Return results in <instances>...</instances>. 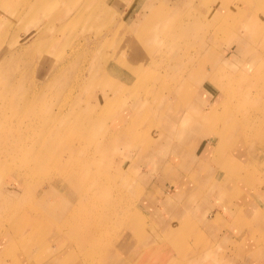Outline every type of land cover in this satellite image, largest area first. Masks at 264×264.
Masks as SVG:
<instances>
[{"label": "rangeland", "instance_id": "rangeland-1", "mask_svg": "<svg viewBox=\"0 0 264 264\" xmlns=\"http://www.w3.org/2000/svg\"><path fill=\"white\" fill-rule=\"evenodd\" d=\"M162 1L0 0V158L26 154L17 165L0 162V264H68L72 255L79 264H126V253L133 264H162L168 242L152 248L148 236L168 222L184 225L188 264H211L210 254L224 258L231 248L223 264H264V22L246 27L247 0H196L175 15L156 10V19L171 17L169 29H124L151 15L138 8ZM207 10H225L220 30L210 29ZM178 139L190 152L219 150L204 160L200 185L190 176L188 195L173 194L165 209L166 196L154 206L145 194L168 185L158 173L175 163ZM30 154L48 155L51 166L32 172ZM222 170L232 175L231 194L210 200ZM57 188L64 192L55 198ZM222 209L207 228L203 218ZM131 216L139 226L124 232ZM35 225L42 238L31 234ZM227 233L228 245L218 243ZM171 253L168 264L180 254Z\"/></svg>", "mask_w": 264, "mask_h": 264}, {"label": "crops", "instance_id": "crops-1", "mask_svg": "<svg viewBox=\"0 0 264 264\" xmlns=\"http://www.w3.org/2000/svg\"><path fill=\"white\" fill-rule=\"evenodd\" d=\"M195 2H196V0H177L175 2H173V1L169 2V0H166V2H164V0H163L162 5L160 7L163 10L162 14H165V12L172 14L171 12H173V11L174 12H176V11L180 12L183 9L185 10V9H189L190 7H195L194 6V5H196ZM218 4H219V2H218ZM220 5L222 7H227L226 3H220ZM148 7L149 6L147 5L145 7L138 8L137 13L139 15L142 12L148 13V11H149ZM130 9H133L134 12L137 10L136 7L135 8L131 7V8H129V10ZM164 10H165V12H164ZM209 12L210 11L208 10V13ZM216 13H218L217 10L216 11L212 10V12H210V14L208 15L209 23H211L210 25L212 26V28L217 23ZM139 18H140V16L138 18H136L134 21L135 22L134 24H136V25H132L130 28L125 26L124 29L132 30V28L135 26L139 28L142 25V23L144 22V20H146L147 17L144 18L142 22L137 23ZM184 143H185L184 141H181L180 139H178V140H175L174 143L172 144V146L177 150V152H176L177 153V159H180V161L184 163V166L180 167V165L176 166V164H175L176 167L174 166L173 171L170 174L166 173V175L161 170L162 173H158V176H161V178H164L163 180H165V181H167V179H168L169 180V181H167V182H169L168 185L164 186V189H162V187H160L156 183V184H154V186L151 187L150 191L147 194H145L146 196L149 194L152 196V198H151V204L152 205H154V204L156 205L160 201V200H158V197L160 199L163 196H166L165 201H164V203L166 205H164V208L165 209H166V207L168 208V206L172 204L173 194H175L176 198H180V199H183L188 195V188H189V184H190V183H188V179L190 176H191V179H195V181H198L199 175L201 176V173H209L208 172L210 170L209 164L204 163L205 162L204 160H206L208 158L210 159L212 157V154H213L212 150H215L216 146H210V147L208 146L207 147V145L203 146L204 144H202L201 148H197V150L195 149L194 152H190L187 150V146ZM216 150H219V149H216ZM186 158L189 160H186ZM167 160H169V159H167ZM187 163L191 164V166L188 170H184V169H187V167H185V165ZM221 173H223V174H221ZM161 174H163L164 176ZM182 174H186V176L180 177ZM165 176L167 179L165 178ZM220 176H221V178L219 179ZM173 178H177V179L173 180ZM230 179L231 180L233 179L232 175H230V172L225 173L223 170H222V172H219V171H217L216 173L214 172V176L212 177V180L210 182L211 183L210 189L214 194H210L209 199L214 200L216 198L217 200L218 199L220 200V198L224 192L227 194V196H229L231 194L232 187L230 189L229 188L225 189V187H230L228 185L230 183V181H229ZM203 181H206V180H203ZM198 183L200 185V183H201L200 179H199ZM202 186L203 185H201V188H202ZM154 189H156V191H157L156 193L153 192ZM195 190H197V189H195ZM226 191H229V193H227ZM162 211H164V209H162ZM209 212L210 213L206 217L204 216L205 218H203V223L207 228L213 226V224H212L213 222L217 223L218 221H220L222 219V215L224 213H226L223 209L218 210L215 214H212L211 211H209ZM248 212H250V209H248ZM176 213L179 214V213H181V211L179 209H177ZM211 215H213L212 216L213 219L210 221L209 217H211ZM182 225L175 226L174 223H172V225H171V223L168 222L167 225H164L165 227L161 230V232L160 231H158L156 233L154 232L155 239H157L160 242H161V238L163 239V242H168V244L170 242L175 243L176 241H178L177 244L170 246L169 248L166 249L168 252L170 251V253H171V248H174V250H177V252L180 253L176 258L173 259L172 264L173 263L188 264L187 262H185L186 256H187V254H189L188 245H187L185 239L183 237L181 238V235L179 234L181 228L184 226V225L183 226ZM35 227H36V225L33 226L32 231H30L31 234L33 235V237L42 238L43 232H39L38 230H34ZM166 236H167V238H166ZM217 237H216V239L218 240V243H221L224 246H227L228 244L226 242H230V240H231L228 233L223 234L222 237H221V235H217ZM222 240H226V241L224 242ZM182 243H184L183 247L179 248ZM215 243H216V240H215ZM224 243H226V244H224ZM221 244H217L218 247H222ZM240 244H241V242H240ZM180 251L186 252V253H181ZM234 251L235 250L233 248H231V251H230L231 254L226 253L224 258H220V256L217 257V256H215L214 253H213L214 255L208 254L210 256L208 258V260L212 259L213 264H223V262H224L223 259L226 258L227 260H229V257H231V256L233 257ZM262 251H264V250H262ZM213 252H215V250H213ZM161 254H162L161 255V263L162 264H164L165 261H167V264H168V261L174 257L173 255H168L167 253H165V250H164V252L162 251ZM236 254H237V256L240 255V253H236ZM72 257H74V255L70 256V259H69V257L65 258V259L70 260V261L67 260L68 264H79V262L76 261V259H73ZM212 262H210V263L212 264ZM241 264H245V263L242 261Z\"/></svg>", "mask_w": 264, "mask_h": 264}, {"label": "bare ground", "instance_id": "bare-ground-1", "mask_svg": "<svg viewBox=\"0 0 264 264\" xmlns=\"http://www.w3.org/2000/svg\"><path fill=\"white\" fill-rule=\"evenodd\" d=\"M201 1H203V0H201ZM231 3H232V0H231ZM157 4V3H156ZM148 8H149V11H150V16L149 17H147L146 18V20L142 23V25H141V31L142 32H145V30L147 29V31H149L148 33H150V29H152V27H155L156 29L158 28V27H156V26H158V25H163L164 26V24H166V28L167 29H169V27H170V25H172L174 22L170 19L171 17H161V18H159V19H156V17L159 15L158 13H157V11L156 10H158V9H162L160 6H156L157 7V9H154V7L151 5V3L150 2H148ZM230 6V5H229ZM233 7V6H232ZM230 8V7H229ZM233 8H237L236 6L235 7H233ZM264 9V0H247V2H246V5L244 6V10L243 11H241V13H242V15L243 14H245L246 16H244V17H242V20L243 21H246V27H248L249 29H251V28H253L255 25H253L254 23H263L264 22V20L260 17V21H258V18H255V11L256 10H260V9ZM226 9V8H225ZM231 10H232V8H231ZM237 10V9H236ZM163 11V10H162ZM225 11V10H224ZM224 11H222V12H218V13H216V21H217V23L214 25V27L212 28V26L210 25V29H214V32H216V29L218 30H220V28L218 27L222 22H223V19H224V16H223V13H224ZM264 11V10H263ZM164 12H165V10H164ZM204 12H206V11H204ZM207 12H208V10H207ZM178 12L176 11V12H174V15L175 14H177ZM158 14V15H157ZM164 15H172V14H169V13H166L165 12V14ZM64 19V18H63ZM195 22L197 23L198 22V20L196 19V17H195ZM140 31V32H141ZM141 35V33L139 34V32H138V34H136V38L137 39H139V36ZM151 35V34H150ZM151 37V36H150ZM129 41H132V39L131 40H129ZM243 42V41H242ZM242 42H240V45L242 46ZM244 52V51H243ZM245 54H247V52L245 53ZM121 56L123 57V58H125V59H128L129 60V55L127 54V53H123V54H121ZM116 67V66H115ZM207 113V112H206ZM206 113H204L205 114V116H206ZM51 117V116H50ZM5 117L4 116H0V127H2V126H4L5 125V119H4ZM51 119V118H50ZM52 134V131H50V135ZM3 144H5L4 143V139H2V141H1ZM175 152H177V150L175 151ZM25 156L26 154L25 153H6V154H3V156L2 157H4V160H5V163L7 162V160H11V162H12V164H14V165H17L15 162H18L17 161V158H18V156ZM173 152H171V153H169V157L170 158H172L173 157ZM29 157H31L33 160H32V163L28 166L29 167V169H31V171L33 172V171H35V172H43V169H44V167H47V166H51V164L50 163H47L46 161L48 160V155H45V157L46 158H42V156H38L37 154L36 155H34V154H30V155H28ZM88 159L86 158V159H84V161H87V164H86V168H85V172H86V170H87V167H88V164L91 162V159H89V158H91V154H89L88 156ZM36 159V160H35ZM4 160H2V158H0V162L2 163V162H4ZM34 160H35V162L36 163H34ZM84 161H82V159H80V158H76L75 159V162H74V165L75 166H79V169L77 170V172L81 169V164L84 162ZM177 162V163H176ZM175 164H176V166H178V165H180V167H183L184 166V163L183 162H181L180 161V159H177L176 158V161H175V163H174V161H172V164H169L166 168H165V170L163 171L164 172V174L166 175V173H168V174H170L172 171H173V169H174V166H175ZM9 166V165H8ZM175 166V167H176ZM9 167H11V166H9ZM155 168H157V167H155ZM46 171V170H45ZM73 174H74V170H72V171H70L69 172V174L67 175V177H65V179L66 180H68V181H70V180H72L73 181V179H72V177H73ZM78 174H79V172H78ZM80 175V174H79ZM43 177H45V178H47L46 177V175H44ZM50 180L52 181V179L50 178ZM89 180H91V179H89ZM88 181V180H87ZM91 181H95V180H91ZM75 182V184H76V186L77 185H79V184H82V179L78 176V178L74 181ZM70 184H71V181L69 182ZM89 183V182H88ZM96 184L97 183H95L93 186H91V187H88L87 186V190L88 191H90L92 188H94L95 186H96ZM74 185V184H73ZM71 186V185H70ZM67 187L66 189H65V192H67V191H69V190H71L72 188H74L75 189V186L74 187ZM96 190L97 191H100V186H98L97 188H96ZM49 192H51V190L49 191ZM53 192H55L54 193V197L56 198L57 196H59V194L57 193V192H61V193H63L64 191H63V189L62 188H57L56 190L54 189L53 190ZM47 195V194H46ZM39 196H41V195H39ZM45 196V195H44ZM261 197H262V194H261ZM71 204V203H70ZM51 216H53V217H57V216H62V215H58V213L57 212H52L51 214H50ZM128 220V219H127ZM137 218L135 219V218H133L132 219V216H131V218L128 220V223H127V225H129V227L130 228H127V227H125L124 228V232L126 231V229H131L132 227H133V224H135L136 226H139L137 223ZM92 232H95V234H97V231H95V230H93ZM149 239H150V241H151V246H152V248H153V246L156 244V243H158V242H160V241H158L157 239H155V235H154V233L152 232V234H150L149 236ZM166 238H167V236H166ZM169 240V239H168ZM144 241V240H143ZM155 242V243H154ZM161 243V242H160ZM178 243V241H176L175 243L173 242V243H166L165 245H164V247H163V249H167V248H169L170 246H173V245H175V244H177ZM183 245H184V243H182L181 245H180V247L179 248H181V247H183ZM127 246V245H126ZM138 247V246H137ZM139 248V247H138ZM147 251H149V250H143L142 252L144 253V252H147ZM141 252V253H142ZM153 252H154V250H153ZM152 252V253H153ZM165 252H167V250H165ZM181 253H186V252H182V251H180ZM114 254V253H118V251L115 249V248H112L111 249V252L109 253V254ZM120 254H122L123 255V253L120 251L119 252ZM142 253V254H143ZM168 253V252H167ZM199 256V255H198ZM121 257V256H120ZM119 257V258H120ZM126 257L127 258H122L121 260H126V261H128L127 263L128 264H133V262L135 261V258H132L131 257V254L130 253H126ZM52 259H54V258H52ZM52 261H50V262H47L46 264H50ZM126 263V264H127ZM119 264H122V263H119Z\"/></svg>", "mask_w": 264, "mask_h": 264}]
</instances>
